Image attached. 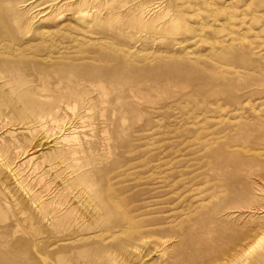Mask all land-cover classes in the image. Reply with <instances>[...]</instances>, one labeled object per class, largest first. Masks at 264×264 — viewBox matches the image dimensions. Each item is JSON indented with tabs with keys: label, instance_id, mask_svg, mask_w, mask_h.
I'll use <instances>...</instances> for the list:
<instances>
[{
	"label": "rangeland",
	"instance_id": "rangeland-1",
	"mask_svg": "<svg viewBox=\"0 0 264 264\" xmlns=\"http://www.w3.org/2000/svg\"><path fill=\"white\" fill-rule=\"evenodd\" d=\"M0 264H264V0H0Z\"/></svg>",
	"mask_w": 264,
	"mask_h": 264
}]
</instances>
